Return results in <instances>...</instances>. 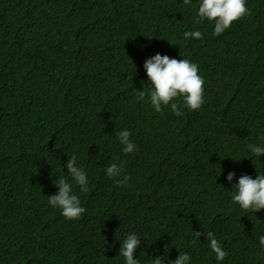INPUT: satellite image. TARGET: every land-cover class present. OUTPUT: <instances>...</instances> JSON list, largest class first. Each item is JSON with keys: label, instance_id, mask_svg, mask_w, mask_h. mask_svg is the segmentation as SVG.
<instances>
[{"label": "trees", "instance_id": "obj_1", "mask_svg": "<svg viewBox=\"0 0 264 264\" xmlns=\"http://www.w3.org/2000/svg\"><path fill=\"white\" fill-rule=\"evenodd\" d=\"M193 2L0 0V264H123L119 241L132 232L140 264L165 250L216 264L208 231L224 264H264V210L240 211L226 181L264 174V156L246 147L264 135V0H247L222 35L206 22L201 40L185 41ZM157 53L198 64L201 109L176 117L139 98ZM123 129L137 145L128 156ZM73 156L89 190L74 186L86 212L67 221L47 198ZM112 162H123L126 186L106 178ZM194 232L201 243L190 246Z\"/></svg>", "mask_w": 264, "mask_h": 264}, {"label": "clouds", "instance_id": "obj_2", "mask_svg": "<svg viewBox=\"0 0 264 264\" xmlns=\"http://www.w3.org/2000/svg\"><path fill=\"white\" fill-rule=\"evenodd\" d=\"M183 6L192 7L193 0H180ZM197 5L195 15L192 17V29L183 32V39L201 40L203 33L197 26L206 22L213 26V36H220L230 29L233 22L241 20L248 14L246 7L247 0H195ZM147 76V94L145 91L138 92L139 98L144 99L147 95L148 103L156 113L162 112L165 108L176 117H182L184 110L197 111L205 103V81L199 75V67L195 62L187 58L176 59L159 53L146 59L143 64ZM136 71V69H135ZM116 141L121 147L124 156L131 155L137 151V145L131 139V132L123 129L116 132ZM248 152L260 158L264 156V135H261L257 143H250L247 146ZM234 160V159H232ZM239 161V160H234ZM67 174L57 177L54 187L58 189L56 195L47 198V204L53 209L59 210L60 215L67 221H77L86 212L81 205L79 196L74 191V186L79 187L80 193H87L89 190L88 175L83 166L79 165L75 156L67 159ZM65 173V172H64ZM106 178L113 181L117 187L127 185L129 176L124 172L123 162L109 163L105 169ZM221 175V168H220ZM234 172H229L226 181L232 184L231 202L240 211L251 214L264 210V174H258L255 178L249 175H241L233 184ZM208 249L214 254L216 264H224L228 253L221 246L215 234L211 231L204 232ZM202 233L194 232L190 246L200 242ZM141 237L135 233L126 234L122 241H119L120 248L118 256L123 259V264H140V260L134 254L139 248ZM258 249L264 254V235L258 237ZM148 264H193V257L190 252H178L175 260L169 259L168 252L160 256L158 254L150 257Z\"/></svg>", "mask_w": 264, "mask_h": 264}]
</instances>
